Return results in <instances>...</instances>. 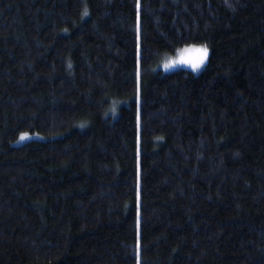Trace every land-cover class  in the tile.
Wrapping results in <instances>:
<instances>
[{"label": "trees", "instance_id": "trees-1", "mask_svg": "<svg viewBox=\"0 0 264 264\" xmlns=\"http://www.w3.org/2000/svg\"><path fill=\"white\" fill-rule=\"evenodd\" d=\"M0 264H264V0H0Z\"/></svg>", "mask_w": 264, "mask_h": 264}, {"label": "snow or ice", "instance_id": "snow-or-ice-1", "mask_svg": "<svg viewBox=\"0 0 264 264\" xmlns=\"http://www.w3.org/2000/svg\"><path fill=\"white\" fill-rule=\"evenodd\" d=\"M84 15L85 16L88 15L87 10H85ZM192 51L199 53V57L195 61L187 59L185 56L186 53H189ZM207 57H208V50L206 47L201 48V49H185L184 52L181 54V57L179 59H177V60L169 59V60L165 61L163 64V68L165 69V71H168V70L175 69V67L177 65H189L194 71H196V70L201 69V67L203 66ZM82 127H83V125H82ZM26 138H27L26 136H22L21 140H24Z\"/></svg>", "mask_w": 264, "mask_h": 264}, {"label": "rangeland", "instance_id": "rangeland-1", "mask_svg": "<svg viewBox=\"0 0 264 264\" xmlns=\"http://www.w3.org/2000/svg\"><path fill=\"white\" fill-rule=\"evenodd\" d=\"M201 48H205V46H189V47H186V48H184V49L178 51L174 56L168 58L167 60H169V59H171V60H177V59H179V58L181 57V54L184 52L185 49H201ZM206 48H207V47H206ZM207 50H208V57H207V59L205 60L203 66L201 67V69L199 70V72H201V70L204 68V66L206 65V63H207V61H208L210 51H209L208 48H207ZM185 56H186L187 59H190V60L195 61L196 59H198V57H199V53H197V52H195V51H192V52L186 53ZM167 60H166V61H167ZM164 62H165V61H164ZM163 64H164V63H163ZM163 64L161 65V68H162L163 72H166V73H168V72H172V71H175V70H179V69H188V70H191V71H192V68H191L189 65H177V66L175 67V69L165 71V69L163 68ZM22 136H26L27 138L24 139V140H21V137H22ZM22 136L20 137L19 141H17V142L15 143V145H19L20 143H22V142H26V141H31V140H38V139H41L40 136L30 135V134H24V135H22Z\"/></svg>", "mask_w": 264, "mask_h": 264}, {"label": "clouds", "instance_id": "clouds-1", "mask_svg": "<svg viewBox=\"0 0 264 264\" xmlns=\"http://www.w3.org/2000/svg\"><path fill=\"white\" fill-rule=\"evenodd\" d=\"M192 72H193L194 74H198V73H199V70L194 71V70L192 69Z\"/></svg>", "mask_w": 264, "mask_h": 264}]
</instances>
